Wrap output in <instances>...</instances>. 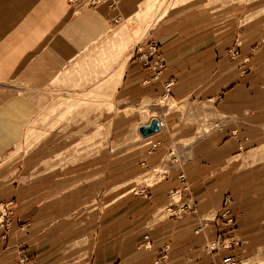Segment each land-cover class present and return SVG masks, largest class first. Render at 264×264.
<instances>
[{
  "label": "crops",
  "instance_id": "0c3cea01",
  "mask_svg": "<svg viewBox=\"0 0 264 264\" xmlns=\"http://www.w3.org/2000/svg\"><path fill=\"white\" fill-rule=\"evenodd\" d=\"M84 1L0 0V264H17L18 250L36 264H64L74 241L87 252L86 264H207L255 250L264 243V179L257 175L264 172V25L255 19L211 32L203 6H171L129 53L98 150L87 143L88 156L61 164L51 157L64 147L48 157L54 144L15 148L34 109L44 105L18 92L47 89L113 19L135 18L147 0H118L113 10ZM236 41L238 55L230 59L224 50ZM157 53L164 68L152 79ZM152 117L161 122L158 131L141 137L138 126ZM73 138L75 144L80 136ZM168 154L175 158L165 164ZM160 167L166 174L156 181L135 193L123 189H135L136 179ZM184 185L196 212L165 213L174 205L170 192L182 196ZM228 208L233 236L224 244L218 238L229 232ZM209 240L220 247L206 251Z\"/></svg>",
  "mask_w": 264,
  "mask_h": 264
},
{
  "label": "rangeland",
  "instance_id": "374dc122",
  "mask_svg": "<svg viewBox=\"0 0 264 264\" xmlns=\"http://www.w3.org/2000/svg\"><path fill=\"white\" fill-rule=\"evenodd\" d=\"M184 2H192L209 11L211 32H215L221 26L238 24L247 19H255L264 25V0H147L139 12L150 11L148 19H138V15H136L135 18L124 21L119 26H112L108 32L100 36L84 52L82 51L83 53L81 52L69 61L62 73L50 81L47 89L36 92H18V96L31 94L34 100L41 101L44 105L35 108L32 122L28 121V125H23L20 139L15 148L27 151L34 146H40V144H44L43 147L46 148L48 144H54L43 155V157H48L56 152L58 146L64 147V151L51 157L52 159L56 158L55 161H59L61 164L72 163L88 156L90 152L86 147L90 145L87 143L92 142L91 145L98 150L103 145L108 123L115 114L114 104L111 102L112 105H109L112 90L117 85V79L129 53L145 36L141 35L138 26L150 24L151 28L154 25L153 21L160 13L167 11L171 6ZM238 48L239 42L236 41L226 47L224 51L230 59H233L238 55ZM159 101L160 99L157 103L160 104ZM166 103L167 101L163 100L161 104ZM203 128L206 129L207 126L203 124ZM58 130L64 140L61 138L57 143L55 134ZM73 136H80L76 139L75 144H73ZM95 138L96 140H94ZM84 149H86L85 154H83ZM174 149L170 150L173 154L175 153ZM79 152H81L80 155ZM169 156L168 154V160L164 159L163 163L170 164L169 161L175 158V155ZM165 170L160 167L146 173L134 181L137 184L135 189L134 187L129 188L130 185L123 189H133L135 193L140 184H150L156 181L161 175L166 174ZM257 175L258 179H264V172H257ZM103 191V188H97L96 206L98 211L104 200ZM225 196L228 197L226 205L232 207L231 196ZM1 208L4 210L3 206H0ZM228 211L229 215L224 216L223 223L225 230H229V232H224L225 234L218 238L224 244L232 242L228 239L233 236L231 229L235 214L232 213V208H228ZM227 224L228 226H226ZM211 241L209 240L208 243ZM256 246L257 248L252 252L240 255L246 264H264V243L261 242ZM79 247L80 243L75 241L66 246L63 254L64 264H86L87 252H80ZM21 255L23 262L19 263ZM21 255L17 254V264H36L35 259L27 256L23 251H21Z\"/></svg>",
  "mask_w": 264,
  "mask_h": 264
},
{
  "label": "built area",
  "instance_id": "2783aa9c",
  "mask_svg": "<svg viewBox=\"0 0 264 264\" xmlns=\"http://www.w3.org/2000/svg\"><path fill=\"white\" fill-rule=\"evenodd\" d=\"M70 1V0H69ZM73 1V0H72ZM70 1V2H72ZM109 1V8L112 9L114 8V2H110V0H87L88 5H93L96 4L98 2H108ZM114 21H116V19H114ZM141 49V48H139ZM148 52H154L155 51V44L154 43H150L148 48H147ZM150 67L153 70V75H152V79H157L159 77V75L161 74L163 68H164V58L161 54L157 53L155 55V58L153 60V62L150 63ZM171 85V81H166L163 83V88H164V95H166V93L169 90V87ZM159 125H161V122H158ZM177 178L179 181L183 182L184 181V176L182 173H179L177 175ZM183 189L187 191V186L184 185ZM172 195H176V200L173 201L174 205H171V203L167 206V210H169L170 214H187V213H195L196 209H195V205L192 201V198L189 194V192L187 191L185 194H183L182 196H178L177 190H174L172 192H170V196ZM175 213V214H174ZM227 222L229 223V220H227ZM226 222V223H227ZM3 222L0 221V224H2ZM197 230H200V228H198ZM145 241L141 244L144 247H148V239H146V236H144ZM220 247V243H218V241L216 242H210V244H205L204 245V249L208 252L215 250V248H219ZM18 255H21V251L18 250L17 251ZM164 255H161L160 258H163ZM23 259H22V255L21 258L19 259V263H22ZM207 264H246V262L244 260L241 259L240 256L237 255H230V254H224L222 256H220L218 259H212L209 263Z\"/></svg>",
  "mask_w": 264,
  "mask_h": 264
},
{
  "label": "bare ground",
  "instance_id": "6f19581e",
  "mask_svg": "<svg viewBox=\"0 0 264 264\" xmlns=\"http://www.w3.org/2000/svg\"><path fill=\"white\" fill-rule=\"evenodd\" d=\"M70 1H72V0H70ZM73 1H78V0H73ZM72 1V2H73ZM110 2H111V0H110ZM112 2H114V8H112V9H110L109 8V1L107 2V6H108V8L110 9V10H113V9H115V6L117 5V3H118V0H112ZM99 3V2H98ZM82 5L83 6H90V5H88V3H87V0H85L84 2H82ZM146 5H147V3H146ZM146 7V6H145ZM166 11H164L163 13H160L159 14V16L157 17V19L156 20H158L164 13H165ZM149 16H150V11H145V12H143V13H140V14H138V16H137V18L138 19H144V20H146V19H148L149 18ZM156 20L155 21H153V23H155L156 22ZM112 24H117V26L120 24V20L118 19V18H116V21H114V19H113V21H112ZM142 24V23H141ZM152 25V24H151ZM153 26V25H152ZM139 28V31L141 32V35H145L146 33H147V31L150 29V24L149 25H147V26H138ZM138 31V32H139ZM141 37H143V36H141ZM163 100H166V101H168V99H166V95H164V96H162V101ZM157 122H159L158 120H157ZM158 127H159V124H158ZM175 195H172L171 196V200L172 201H175L176 200V196L174 197ZM165 211V213H169V210H164ZM243 260V259H242Z\"/></svg>",
  "mask_w": 264,
  "mask_h": 264
},
{
  "label": "water",
  "instance_id": "95a60500",
  "mask_svg": "<svg viewBox=\"0 0 264 264\" xmlns=\"http://www.w3.org/2000/svg\"><path fill=\"white\" fill-rule=\"evenodd\" d=\"M158 122L157 119L152 117L148 123L139 125L137 131L141 137H146L156 131H158Z\"/></svg>",
  "mask_w": 264,
  "mask_h": 264
}]
</instances>
